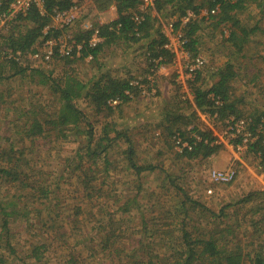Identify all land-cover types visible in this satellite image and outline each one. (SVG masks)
<instances>
[{
  "label": "rangeland",
  "instance_id": "rangeland-1",
  "mask_svg": "<svg viewBox=\"0 0 264 264\" xmlns=\"http://www.w3.org/2000/svg\"><path fill=\"white\" fill-rule=\"evenodd\" d=\"M95 6L97 7L96 0H91L87 7L88 12L96 14L94 18L99 17L108 23L112 21L110 19L114 17V14L117 17L113 5L99 12L93 9ZM206 12L207 9L203 8L200 16H206ZM237 18L247 26L259 25L257 31L250 35L242 51L237 52L230 43L223 42L219 30L208 27L211 24L208 21L202 24L198 33L199 55L204 59V69L216 70L229 61L233 64L236 75L231 82V87L233 95L241 101L239 105L241 114L243 116L254 113L257 115V113L264 112V14L259 7L252 4L241 13H237ZM161 19L164 20L162 17ZM11 24H14L16 28L8 25L7 29L0 31V35L8 34L13 30L16 33L19 26L21 30H25L23 28L24 23L20 25V23L11 22ZM28 26L24 27L27 28ZM156 26L161 29L159 23ZM78 28L79 25L76 24L73 32ZM227 33L228 31L224 30V36H227ZM171 40L176 47L179 46L175 36L172 35ZM6 49L12 50L9 47H5ZM5 50L0 47V65L4 66L5 63H8L3 55ZM144 53L145 50L140 44L133 45L131 48L119 44L105 49L106 56H99V61L102 60L104 64L100 70L92 59L65 63L59 60L32 62L30 58L24 60L21 65L17 64L21 68H27L24 75H13L12 71L7 70L4 74H0V152L7 151L8 154L11 153L9 155L15 156V150L21 148L24 156L22 164L25 160L28 161L27 165L19 167V170L22 171L20 174L22 181H26L32 186H49L50 190L54 191L49 195L46 202L44 198L41 199L38 189H35V194L30 198L28 196V193L32 191L30 188L21 189L17 183H13V185L12 183H0V200L3 195L6 197L24 195L23 202L17 205V208H22L24 202L29 208L36 205L41 208V202H45L44 208H49L48 211L53 208L55 213H60V216L55 217V223L59 224L66 234H73L75 224L82 226L83 242L90 247L94 245L93 250L80 249V251L76 249L78 244L75 242L77 247L72 248V251L76 254L79 253L83 260L88 262L87 264H94L98 260H100V264L105 262L104 253L102 251L96 253L101 248V234L107 231L106 229L102 230L105 220L112 219L113 223H121L123 224L121 227L125 229L130 228L133 236H135L133 243L138 244L140 241L141 244H147L153 256L159 253L158 248L165 243L159 257H170L171 253H175L181 248L175 247L174 244L183 245V230L193 232L192 237H195L203 235L201 233L204 231L208 233L213 226L223 227L226 223H233L236 214L239 219H243L245 216L246 220L250 212L249 207H252L251 210H253L257 203L251 201L245 206L229 207L225 210L226 214L214 219L206 218L204 215H210L211 212L216 215L222 208L228 204L236 203L248 193L264 191L263 166L260 164L259 158L248 150V145L252 139L248 138L249 140L245 144H238L240 149L236 148L234 142H231L232 145L220 143L222 145L221 150L216 155L206 159L176 158L175 152L179 149L174 146L172 137L167 135V131L161 122L165 109L170 108V106L173 107V100L176 95L178 99L183 101L186 100L184 99L185 96L188 99L186 92L189 93L192 99L191 101L188 99V101L194 105L193 91L189 84L193 78L186 80L184 84L181 83L184 80L181 78L180 82L175 67L182 64L181 57L175 58L165 66V69L159 68L154 73H147ZM35 66L43 70L42 72H48L52 80L61 79L65 73L84 83L89 82L90 79L100 73H109L115 77L132 81H141L145 78L148 81L151 80L150 91L144 89V94H138L128 104L122 105L120 110L115 108L110 114L97 112L88 99H76L75 104L84 113L87 122H82L76 129L69 126L67 130L65 129V137L59 136L49 141L37 136L33 140L32 137H27L26 133L32 120L35 117L39 118L43 117L44 114L52 113L53 107L57 106L48 101L53 99V96L55 97V95L51 96L52 80H49L46 85H37L38 76L30 75L28 69H33ZM253 77L254 80H252ZM33 78L35 81L32 80ZM210 82L212 79H205L202 81V85L208 87ZM184 85H186V89L183 88ZM44 100L47 104L43 103ZM22 113L28 116L29 121L25 125H23L25 116L18 118ZM34 113L36 115H33ZM200 114L206 118L207 114L198 111L202 126L206 130L212 133L216 132L219 135L225 132L224 121H219L216 118L203 121ZM106 125H109L110 128L112 126L120 132L122 141L112 142L108 147H106L108 141H104L102 147H106L108 150L101 151L100 154L93 157L92 151L87 148V140L89 139L87 131L92 129L90 150H93L96 148L95 144L98 143L101 134H103V127ZM113 135V131H110L109 138H112ZM125 137H128L132 142L134 150L132 160L138 166L151 164L157 166L156 169L142 172L137 176L126 171L125 167L129 159L125 151L127 146L123 141ZM88 152L91 155H87ZM212 158L214 161L211 160ZM219 158L225 159V166V163L223 167L214 166L216 159ZM11 163L12 161L8 160L6 156L0 157L1 166L7 168L11 166ZM231 165L237 170L233 182L220 184L210 181L209 170H224ZM81 169H85L87 175H92L93 185L95 184L102 189L101 194H96L100 196L95 202L90 203L82 197L83 186L81 181L84 179V172ZM136 181L142 183V190L136 189ZM128 185H134L133 189L125 190L129 187ZM209 189L212 190L211 194L207 193ZM131 192L132 195L138 193L136 201L139 204L130 206L129 212L120 213L118 207L124 206L125 199L129 197L128 194ZM53 197L56 200H53ZM34 200L37 202L34 203ZM115 200H118L116 205L113 204ZM181 202H183L182 207ZM76 207L82 211L79 216L75 215L74 208ZM234 209H237L238 212L234 213ZM88 210L90 211L88 212ZM99 210H102L104 220L99 222L101 216L99 217L98 214L95 217L96 220H91L93 213ZM141 212L145 222L147 221L148 230L151 229L149 227L151 222L157 225L159 230L156 234L153 233L150 236L151 233L149 232L147 234L144 232L134 233L135 230H141ZM23 216L11 218L8 225L11 231L10 246L15 249L16 255L9 253L4 247L5 237L0 235V264H34V259H28L27 256L31 254L33 246L39 245L45 240L38 234L41 233L43 225H49L47 222L49 220L46 216L41 218L35 211H32L27 218ZM74 219L76 220L75 223L73 222ZM1 221L2 215L0 214V233L3 232ZM165 232L168 233L165 234ZM236 233L241 242L248 243L252 239L249 237L250 229H245L244 226L238 228ZM51 235L54 236V231H49L48 240ZM72 238L73 240L77 239L74 236ZM256 242H258L257 239ZM61 253L62 251H59L58 255L61 256ZM155 259L156 257H154ZM57 263L56 258L52 257L48 264Z\"/></svg>",
  "mask_w": 264,
  "mask_h": 264
},
{
  "label": "trees",
  "instance_id": "trees-1",
  "mask_svg": "<svg viewBox=\"0 0 264 264\" xmlns=\"http://www.w3.org/2000/svg\"><path fill=\"white\" fill-rule=\"evenodd\" d=\"M42 3L43 14L36 7H32L25 16L18 15L15 17L12 23L16 22L20 23V25L24 23L23 28L25 30H21L20 26H17L16 33L13 30L8 34L0 35V47L4 49L5 47H9L13 51H18L26 57L25 60H29L30 56L38 54L42 50L43 42L60 35V31L53 29H49L44 37L42 32L44 27L49 23L53 10L67 9L71 5V0H42ZM96 3L97 7L95 6L94 9L98 12L113 5L117 13L115 20L98 26L100 42L95 46L89 45L91 33L82 32L80 29L73 34L75 44L76 46L80 45V49L77 50L75 46L70 56H62L54 48L55 50L51 60L48 62L59 60L69 63L75 60L90 58L96 62L100 70L104 67V64L102 60L99 61V56H106L105 49L119 44L125 45L128 48L140 44L145 50L146 68H144L148 71L147 73H154L160 66H167L173 61L174 55L168 49L164 48L167 39L156 26L158 24L157 17L150 9L144 12L140 11L141 0H96ZM252 4L259 7L264 14V0H153L152 10L158 16L173 21L177 29L182 25V18L186 19V23H183L181 27L185 40L184 48L196 57L201 56L199 55L198 33L202 28V24L208 21V23H211L208 27L219 30L223 42L226 44L227 42L230 43L237 52L242 51L250 35L257 31L259 25L254 27L243 24L237 18V13H241ZM7 5L8 0H2L0 11H6ZM203 8L207 9L206 16H200ZM212 10H214V13H211ZM135 15H140L142 18L138 24L134 21ZM11 25L16 28L14 24ZM24 26L28 27L26 28ZM224 30L228 31L227 36H224ZM7 61L8 63H5V66L0 65L1 75L6 70L12 71L13 75H24L27 68L17 66L14 60L7 59ZM28 70L31 76H38L36 81L37 85H46L49 80H52L48 72H42L43 70L37 66L33 69L29 68ZM206 70L209 71L205 72ZM235 75L234 66L230 61L216 70H210L208 68L200 69L195 73L192 81L189 83L193 91L194 105L188 100L181 101L176 95L173 100L174 105L171 104L173 107L170 106V108L165 109L161 123L167 131V135L172 137L174 146L179 149L175 152L176 158H187L190 160L198 158L206 159L212 155H216L221 150L222 145L216 142L217 138L211 131L206 130L202 126V122L198 116L199 111L200 113L211 116L216 115V119L222 122H225L230 117L236 120L243 119L245 121V131L249 134V139H252L248 145V150L255 157L259 158L264 170V112L257 113V115L254 113L249 116H243L241 114L239 109L241 101L233 95L231 87V82ZM205 79H212L208 87L202 85V81ZM32 80L35 81V78ZM252 80H254V77ZM131 81L117 76L115 77L109 73H100L90 79L89 82L86 81L84 83L76 77L65 73L61 79L52 80V85L50 86L52 88L51 96L55 95V97L53 96V99H49L48 101H50V104H56L57 106L53 107L54 111L52 113L44 114L43 117L39 118L35 117L32 120V123L26 131L27 137H32L34 140L37 136H41V138L51 141L53 138L59 136L65 137L64 132L69 126L76 129L82 122H87L86 116L75 104L76 99H88L97 112L102 114L107 112L110 114L115 108L120 110L122 105L128 104L132 101L133 97L138 94L140 95L143 89H147L148 92L150 91V82L145 78L139 81V84L143 85L142 88L137 85L134 86ZM110 99H117L119 104L115 107L109 106L107 102ZM43 103L47 104L45 100ZM33 115H36V113ZM23 116H25L23 124L25 125L29 121L28 116L22 113L18 118H23ZM87 125L89 126V123ZM110 131L114 133L112 138H109ZM87 133L89 135L87 148L89 151H92L93 157L100 154L101 151L105 152L108 150L106 147L110 146L112 142L118 143L122 141L121 133L114 127L111 126L110 128L109 125H106L103 127V134H101L98 143L95 144L96 148L90 150L92 129H89ZM242 138V136H239L234 139V144H242ZM104 141L108 142L106 147L103 148L102 143ZM123 141L127 146L125 151L129 159L125 167L126 171L134 173L137 176L142 172L156 169L157 166L151 164L138 166L132 160L134 150L131 140L125 137ZM99 147L100 149H98ZM9 154L7 151L0 152V157L6 156L8 160L12 161L10 167L6 168L0 165V183H12V185L13 183H17L21 189L30 188L32 190L31 193H28L30 198L35 194V189H38V192L41 194V199L44 198L47 202L49 195L54 193V191L50 190L49 186H32L21 179L20 174L22 171L19 170V167L28 164L27 160L22 164V158L24 156L21 148L15 150V156L12 155L13 158ZM87 155H91V153L88 152ZM81 170L84 172V179L81 181L83 186V190H81L82 197L90 203L95 202L100 196L96 194H101L102 189L95 184L93 185L92 175H87L85 169ZM136 182V189L138 191L142 190V183L140 181ZM133 186H129L125 190L133 189ZM137 192L134 195H132V192L128 194L129 197L125 199V208L124 206L118 207L120 213L129 212L130 206L139 204L136 201ZM106 195L108 194L106 193ZM23 196L20 194L10 197L3 195L0 200V214L2 215L1 226L3 230L0 235L5 237L3 245L9 253L16 255L15 249L10 246L11 231L8 225L11 222V218L20 217V215H24L23 217L27 218L32 211H35L41 218L42 216H46L47 220H49L47 221L49 225H43L41 227V233L38 234V236L45 238L44 241L46 242L43 241L39 245L33 246L31 254L27 258H33L34 264H48L51 262L52 257L56 258L58 261L57 264H87L88 262H85L79 253L76 254L72 251V248L77 247L76 244H78L76 248L78 250H93L94 245L90 247L83 242L84 236L81 234L83 233V227L75 224L73 234H66L62 227L55 223V217L60 216V213H55L53 208L48 211L49 208H44L45 202H41V208L37 205L29 208L26 206V202H24L22 208H17V205L23 202ZM52 199L56 200L54 197ZM115 201L113 204L116 205L118 200ZM251 201H256L257 204L253 210H251L252 207H249L250 212L246 220L245 216L243 219H239L236 214L233 223H226L223 227L219 225L213 226L209 229L208 233L204 231L201 233L203 235L195 237H192L193 232L182 229L184 231L182 236L183 245L174 244L175 247L181 248L176 250L175 253H171L170 257H159L165 243L158 248L160 250L158 251L159 253L153 256L147 244H141L140 241L138 244L133 243L135 236H133L130 228L125 229L121 227L123 224L113 223L112 219L103 221L102 230L104 231L106 229L107 231L101 234V248L97 251L95 249V251L96 253H99V251L104 253L103 258L105 262L102 264H264V191L248 193V195L236 203L228 204L222 208L216 215L211 212L210 215L204 216L214 219L226 214L225 210L229 207H235L236 205L245 206ZM36 202L34 200V203ZM182 205L183 202H181V207ZM74 211L77 216L82 214L79 207L74 208ZM233 212L237 213L238 210L234 209ZM97 214L99 217L101 216L99 222L104 220L102 210L94 212L91 220H96L95 217ZM140 216L141 230H135L136 232L134 233L144 232V234H147L149 232L151 233L150 236L153 233L156 234L159 230L157 225L151 222V225L149 224L151 229L148 230L146 227L147 221L145 222L142 212ZM75 221L74 219L73 222L75 223ZM241 226L251 231L249 237L252 239L248 243L241 242L238 238L236 231ZM48 230L54 231V236L51 235L49 240L47 239L49 237ZM72 236L77 239L73 240ZM256 239L258 242H256ZM59 251H62L61 256L58 255ZM154 257L157 260H154ZM99 262L100 260L94 262V264H100Z\"/></svg>",
  "mask_w": 264,
  "mask_h": 264
},
{
  "label": "built area",
  "instance_id": "built-area-1",
  "mask_svg": "<svg viewBox=\"0 0 264 264\" xmlns=\"http://www.w3.org/2000/svg\"><path fill=\"white\" fill-rule=\"evenodd\" d=\"M90 3L91 0H71V5L67 9H54L53 13L50 16L49 23L43 29V37L49 29L58 30L61 33L57 37L49 38L45 42H43L42 50L38 54L30 56L29 59L31 58L32 62H48L51 60L55 49L62 56H70L72 51L75 49L74 47L76 46L73 34L80 29L82 32L91 33L89 45L95 46L96 44H98L100 42V37L98 35V26L106 23H104V21L99 17L94 18L96 14L87 11V7ZM32 7H36L39 12H41L42 14L44 13L42 0H8L6 11H0V31L3 29H7L8 25H11V22L15 20L16 16H25L29 9ZM147 9H150L151 12L157 17L159 26L161 28V33H163V35L167 39L164 48L168 49L174 55L173 60L179 57H181L183 60L182 64H178V67H175V69L180 82L181 78L184 79L181 82L182 84H184L186 80L192 79L195 73L198 70L202 69V67L204 66V60L201 56L195 57L184 48L185 40L183 38L181 27L183 26V23H186V19L182 18V25L177 29L175 28L173 21L167 19L162 20L161 17L158 16L157 13L154 12V10H152L153 0H141L140 11L144 12ZM114 10L116 11L115 7ZM211 13H214V10H212ZM141 19L142 18L140 15L134 16V21L137 24L140 23ZM76 24L79 25V28L78 30L73 32ZM172 35L177 38V43L179 44L178 47H176L175 44L172 43ZM76 48L77 50H79L80 45L76 46ZM3 55L5 59L14 60L19 65H21L26 58L22 53L9 49H6L5 52H3ZM159 68L165 69V66H160ZM139 81L133 80L131 82L134 86L137 85L142 88L143 85L139 84ZM149 82H151V80H149ZM183 88L186 89V85H184ZM144 92L145 90L143 89L141 93L144 94ZM186 95L191 101L192 97L189 95V93L186 92ZM184 99L188 100L186 96L184 97ZM107 104L111 107H115L119 104V101L117 99H110L108 100ZM200 117L203 119V121H206L207 119H215L216 115H207L206 118L205 116L200 114ZM225 126L226 129L223 134L219 135L216 132H213L215 136L217 135L216 142L218 144H231V142H233V140L239 136L243 137V144H245L249 140V134L245 131V121L243 119L236 120L230 117L225 121ZM209 127L213 130L210 124ZM236 148L240 149L238 145H236ZM208 172L210 181L220 184H229L233 182L237 175V170L232 165L224 170L211 169ZM207 193L211 194L212 190H207Z\"/></svg>",
  "mask_w": 264,
  "mask_h": 264
},
{
  "label": "crops",
  "instance_id": "crops-1",
  "mask_svg": "<svg viewBox=\"0 0 264 264\" xmlns=\"http://www.w3.org/2000/svg\"><path fill=\"white\" fill-rule=\"evenodd\" d=\"M1 3H2V0H1ZM115 11V10H114ZM110 13H111V11H110ZM106 14V13H105ZM116 19V15L114 14V17L112 18V19H110V20H115ZM107 22V21H106ZM106 22H104V23H106ZM207 115H209V114H207ZM211 160H213V158L211 159ZM214 161V160H213ZM225 163V164H224ZM223 164H224V166L226 165V162H225V159L224 158H219V159H216V161H215V165L214 166H217V167H223ZM228 165H229V162H228ZM227 165V166H228ZM226 166V167H227Z\"/></svg>",
  "mask_w": 264,
  "mask_h": 264
}]
</instances>
